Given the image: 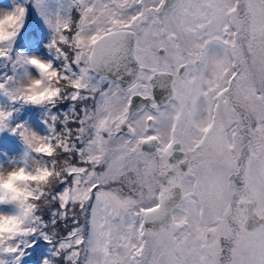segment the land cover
I'll return each instance as SVG.
<instances>
[{"label":"snow or ice","instance_id":"snow-or-ice-1","mask_svg":"<svg viewBox=\"0 0 264 264\" xmlns=\"http://www.w3.org/2000/svg\"><path fill=\"white\" fill-rule=\"evenodd\" d=\"M0 132V264H264V0H4Z\"/></svg>","mask_w":264,"mask_h":264},{"label":"rangeland","instance_id":"rangeland-1","mask_svg":"<svg viewBox=\"0 0 264 264\" xmlns=\"http://www.w3.org/2000/svg\"><path fill=\"white\" fill-rule=\"evenodd\" d=\"M3 2H4V0H0V3H3ZM35 19L37 21V24L39 25V33L41 36H43L45 34V29L42 26V22L36 17H35ZM10 148L15 149L16 151L21 150L22 144L18 138H14V142L12 145H9L6 142L4 143V142L0 141V151H8ZM11 154L15 155V153H11Z\"/></svg>","mask_w":264,"mask_h":264},{"label":"trees","instance_id":"trees-1","mask_svg":"<svg viewBox=\"0 0 264 264\" xmlns=\"http://www.w3.org/2000/svg\"><path fill=\"white\" fill-rule=\"evenodd\" d=\"M29 23L32 27H34L36 29L37 32H39V25L37 24V21H36L34 16L30 18ZM5 133H9V132H5ZM32 263L33 262L31 260H29V264H32Z\"/></svg>","mask_w":264,"mask_h":264}]
</instances>
